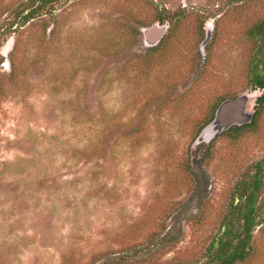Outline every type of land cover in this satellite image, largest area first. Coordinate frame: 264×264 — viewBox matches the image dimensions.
I'll return each instance as SVG.
<instances>
[{
	"label": "rangeland",
	"instance_id": "374dc122",
	"mask_svg": "<svg viewBox=\"0 0 264 264\" xmlns=\"http://www.w3.org/2000/svg\"><path fill=\"white\" fill-rule=\"evenodd\" d=\"M39 1L0 0V264H204L264 158L247 35L264 0H46L15 17ZM239 98L223 118L254 124L207 138ZM241 264H264V224Z\"/></svg>",
	"mask_w": 264,
	"mask_h": 264
},
{
	"label": "trees",
	"instance_id": "16d2710c",
	"mask_svg": "<svg viewBox=\"0 0 264 264\" xmlns=\"http://www.w3.org/2000/svg\"><path fill=\"white\" fill-rule=\"evenodd\" d=\"M32 7L27 13H15L19 21L29 22L37 16L47 2ZM32 4V3H31ZM32 6V5H31ZM25 7L24 9H27ZM23 9V8H22ZM39 16V15H38ZM165 19L159 18L163 23ZM13 23L10 24V28ZM247 35L254 44V55L248 70L249 83L253 89L262 91L257 98L258 105L264 106V21L254 24ZM244 98H246L244 96ZM259 111H255L252 117L247 118V123H231L225 132L239 131L251 127L256 120ZM215 112L212 115L214 117ZM238 122V121H237ZM204 188L208 185V177L202 179ZM196 183H198L196 181ZM264 191V158L253 165V171L247 177H243L235 183L227 211L220 223L219 231L204 253V264H241L248 257L253 233L255 229L264 224V203L262 193ZM122 264H127L126 257L118 258Z\"/></svg>",
	"mask_w": 264,
	"mask_h": 264
},
{
	"label": "water",
	"instance_id": "95a60500",
	"mask_svg": "<svg viewBox=\"0 0 264 264\" xmlns=\"http://www.w3.org/2000/svg\"><path fill=\"white\" fill-rule=\"evenodd\" d=\"M162 32H163V28H158L156 26L145 29L143 33L146 38V43L148 45H153L161 37ZM245 97L247 98V96ZM241 99L243 98H239L235 101H225L220 105V107L217 109L215 113V118L212 124H210L204 131V134L205 135L207 134V138H211V136L215 135L219 130L225 129L226 127L231 125V122L225 121V119L223 118V115H224L223 113L228 108H231L237 105Z\"/></svg>",
	"mask_w": 264,
	"mask_h": 264
},
{
	"label": "flooded vegetation",
	"instance_id": "af4514ba",
	"mask_svg": "<svg viewBox=\"0 0 264 264\" xmlns=\"http://www.w3.org/2000/svg\"><path fill=\"white\" fill-rule=\"evenodd\" d=\"M227 110H228V111H230V112H231V110H233V111H234L233 107H231V108H228ZM227 110H226V111H227ZM223 114H224V113H223Z\"/></svg>",
	"mask_w": 264,
	"mask_h": 264
}]
</instances>
